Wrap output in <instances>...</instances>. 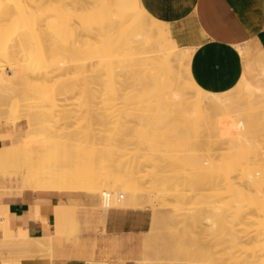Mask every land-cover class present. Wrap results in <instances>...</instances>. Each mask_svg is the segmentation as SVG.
Masks as SVG:
<instances>
[{"label":"rangeland","instance_id":"374dc122","mask_svg":"<svg viewBox=\"0 0 264 264\" xmlns=\"http://www.w3.org/2000/svg\"><path fill=\"white\" fill-rule=\"evenodd\" d=\"M39 2H40V0L39 1L36 0V4L35 5H37L36 11H39V13L40 12L42 13V14H40L42 17L38 14V16H40L39 17L40 18L39 19V22L40 23L37 22L38 23V26L36 25V27H38V29H40V31H36L35 30V25H34L35 23L33 21L32 23H34V24L31 23V27L34 28L33 30H35L36 32L34 31V33H32L28 37V40L31 43V50L34 53V56L36 58V61L34 63H32V64H27L26 65V63L24 61V55H23L24 52L14 53V54H11V55H5V54L1 53V50H0V68H4L5 69L4 70L5 73H7L8 75H13L16 72V70H18L22 74L19 83L16 85V87H11V91L12 92H17L18 94H20L21 97H22V99H28L29 100L28 102H30V104L32 106V111L35 113L34 116H35V121L37 123H38V120H40V121H42L43 119L46 120V122H44L41 125H39L38 128L35 131H33L30 136H28V139H29L28 142L15 143L14 145H11L9 147L0 148V195H1V193H4V194L1 195V196H3L4 200L7 201L10 198H13L14 195L22 194L24 191H27V190H31V191L41 190V189H35V187L41 186L40 179H39V176L38 175H34L30 181L26 180V183L25 184L23 182L24 179H26V176H27V172H26V170H25V168H24V166L22 164V157L24 155H26V153L24 152L25 150L31 149L33 151V149H38L39 148V149L44 150L48 157L51 154H54V157H57V160H56V169H55V177H58L61 180L67 182L69 179L74 178L76 176L80 177V176H83V175H89V176L92 177L91 174L94 171L96 172V174H98L97 172H99L98 171V168L100 166L99 165V162H101L100 160H102V158H104L103 156L105 155V154H102L101 153V152L104 153V150L101 151V148L103 149V145L105 146V144L109 148V149H107L105 151V153L106 152H110L108 154V157L110 158V160H112L115 157L116 158V162L115 163L118 164V165H120V168H124L125 169L129 165L131 167L132 165H140V164L153 165V164L158 163V162H156V158L158 157L157 154L160 153V151L165 150V149H162L161 150V147L164 148V143L167 142V144L165 145L166 146V152L162 151L159 154L160 157H158V161L159 162L165 160V162L163 161L165 163V165H166L165 172L166 171L171 172L174 169H175V171H178V172L181 171V169H182L181 166H178L177 165L178 163H180V158H179L178 150L180 149L179 148L180 146H187L186 147L187 150H188V151H186V152H188L187 154L185 152L186 148L183 149L181 147L183 149V151H184V155H186V156L183 155V158H181V159H185V160H182V161H183L184 164H188L189 166H191L190 169L193 168L192 169L193 171H191L193 173H191V172L188 171L186 174L191 173V175L188 174V176L186 175L185 177H187V179H189V182H193L194 177H195V180L196 181L198 179H201V180L203 179L202 180L203 183L201 182V180H198L197 182H198V184H199V182L202 183L199 186H201L202 187V190H204L206 192H203V194H202V190L198 191V195L197 196H200L202 194L200 197H198V198H200V199H198L199 201L198 200L196 201L195 198H190V200H192L191 203H190L191 206L194 205L193 207H190V208L191 209L193 208L194 210L193 209L191 210L188 207V210L189 211H188V213H186L187 215H182L183 212L182 213L176 212V209H174L175 208L174 205H173L174 206V208H173L172 206H168V205H164V204L160 205L158 202H155V204H153V205L146 204L142 209L137 210V211H142L144 213H147L150 216V229H149V231L151 232V234H152L151 229L153 228L152 227V221L154 220L153 218H155V216H153L155 214V212L153 213V210L155 208L157 209V207H158V210H161V211L158 212V210H157V213L156 214H157V217L158 218H156V220H157L158 223L160 221V223L162 225L161 226L160 223L159 224L157 223V227H156L157 230L155 232V234H157V235H155V236L153 234V236L150 237V234H149L150 232L149 231H148V233L141 235L140 239L138 240L137 247H139V244H140V242H141V240L143 238H144V241H145L146 238H149L150 244L153 246V247L151 246V248L154 251L152 250V254L150 253L151 254L150 255L149 254V251H148L150 247L146 251V248L149 245V243H148V245H145V243H144V258L142 260L141 259H138V260L139 261L141 260L140 262H143L147 258V255H148L149 258L151 257V259H152V257H153L154 259L158 260V261H153L155 264H165V263L166 264L167 263L169 264L170 261L172 262V264H174L175 262L181 263V260H179L180 261L179 262L177 259H175V256H176L177 258L178 257H182V258L184 257L185 259L187 258L186 259V261H187L186 264L191 263V260H192V263H194L196 261L195 263H202V264H205L206 262H207L206 264H235L236 263V261H235L236 259H234V260L231 261V259L229 258V261L227 262L228 257H229V255L231 254V251H232V253H233V255L235 257L238 256V255L240 256V252H241V256L243 255L244 258H245V255L244 254H246L247 256H249L248 258L246 256V259H247L246 261H248L249 263L248 262L247 263H242V262H240L241 260L240 261L237 260V262L239 261V264L240 263L241 264H261V260L259 258L260 257L259 255L261 253L260 252L261 248H259V247H263L264 246V243H263L264 236H263V239H262L263 241L261 240L262 243H260V241H259L258 238H255L256 237V231L260 228V226H262L264 228V226L262 225V223L264 224V178H262V177H264V170H263L264 169V156H263L264 155V151H263L264 150V144H263V141H264V130H262L261 127H260L261 131H263V132H261L260 129L258 128L259 131H260L259 132L258 129H257V127H256L259 123L257 122L258 123L257 124L255 122L256 119H258V118L260 119L259 112H256V115H252V113L255 114L254 111H256V110H254V109H252V110H254L252 113H248V112H251V111L246 112V114H249L248 116H249V118L252 121L249 120V119L246 120V118H244V121H243L244 124L242 123L243 126L241 124L240 129H238L239 131L236 130V132H238L240 136H241V134L243 136V138L242 137L240 138L238 136L240 140L243 139L239 143H241L242 141L244 143L246 141H247V143L250 142V143H248V145H246V143L244 144L242 142L245 146L243 144L242 145L241 144L238 145V143L236 144L239 147L241 146V148L243 146L246 147V149H244V148H242V149H243V151L245 150V152L247 150V152H248L247 156L248 157L246 158V156H245L246 154H245V152L243 153L242 150H241V156L239 155L240 154V151L237 152V153H239L238 154L239 156H237V153L235 154L236 158L238 157V160L240 159V157L241 158H245L246 160H248V158H250L248 161L250 162L251 165L256 166L258 164V166H256L257 167L256 168L257 171H255V168L252 167L251 165H250L251 167L249 165H247V164H249V162L248 163L247 162H244V159L241 161V164H243V162H244V164L247 163L246 164L247 166L241 165L240 164V161H238L239 162V164L237 162L238 165H241V167L242 166L247 167L246 170L247 169H250L251 174L253 175V177L246 178L247 179L246 182L240 183L241 181H245V180H241L240 179V176L238 175V177H239L238 178L237 175H236V176H234V178H232V181L237 177V179L240 182H238V180H237V182L236 181H233V182L231 181L232 182V185H230L229 180L227 178L228 177L227 176L228 175V167L226 166L227 168H224L225 167V165H224L225 161L224 160H223L224 162L223 161H220V164L221 165H222V162H223V166L224 167L222 166V168H224V171H225V169L227 170V171H225V172H227V175H226V173L222 169L221 171H223V174H222V172L219 173V174H222V175H220V177L221 176H223V177H221L220 179L217 178V180H218V182H217V180H216V177H217L216 175L217 174L216 175L213 174V176H216V177H213L212 176L213 178H215L214 181H216V184H215L216 186H215L214 189H212L213 188L212 186L214 185L213 184V182H214L213 181V178H210L209 177L210 179H212L211 181H213V182H211V181L210 182H208V181L204 182L205 181L204 180V175H202L203 177L201 178L200 177L201 173L200 172L198 173V171H201V166L202 167L204 166L202 168V170L205 167H206L205 168L206 170H207V168H209L208 167L209 162L212 163L214 160H216V158H217V155L216 154H218L220 152L219 151V148L220 149L222 148L221 150H222L223 153L227 151L226 150V148H228L227 147V145H228L227 142L229 141L230 137L227 135V133H225L226 132L225 130L222 131L220 129V131H222L223 133L220 132L219 129H217V128L216 129L220 133L217 132V131L214 132L215 130H213L214 129V126H213V123H214L213 121L214 120L213 119L220 118L223 115L222 116H219L221 114L217 115L216 112H215L216 115L212 114L213 117H211L210 113H214V111L213 112L212 111L211 112L208 111L210 113H207L206 112L207 116H205L206 114L204 116H205V118L207 120H205V118H202L203 120L207 121L206 122V125H205V122H202L203 120H201V115L204 114L205 111L202 110L203 111V113H202L201 112V109H200V113H202L200 116L198 115L200 117V119L198 117H195V115L196 114H199V113H197V111L194 113L195 110L189 111V110H192V108H193L192 106L194 105V104L192 105V103H190L192 106L189 105L188 107H192V108H190V109L186 108V109H188L189 113H185L186 114L185 115L184 112L186 111V109L183 108L184 109L183 110L184 112L181 109L182 108L181 105H182V103H184L183 102L184 99H180L179 100V98H175L174 97L175 99H173V97H172V99L174 101H176V99H178L179 101L182 100L181 104H180V102L178 103V101L174 102V104L175 103H178L177 105L178 106L180 105V107H181V108L180 107L178 108V106H176L177 107L176 108L174 106L175 110L178 109V110H176L177 112H174L173 111L176 114V117H174L175 114L172 112L173 109L172 110L170 109L171 106H173V104H171V103H173L172 102V99L169 98V95L171 97V94H168L169 91H170V88L169 87H172V89H174L173 88V85L174 84L173 83L171 84V82L173 80H171V82H169L171 85H169L168 82L166 80H164V79H167L166 76H167V73L171 72L170 70L167 71L166 76L163 74L165 76L163 79H162V77L160 78V80L162 79L164 82H167L165 84H168V86L167 85L165 86V87L168 88V90H166L168 92H166L164 90L168 94L167 96L165 94L163 95L164 92H163V89L162 88L164 86L159 83L160 82V81H158L159 78H156L157 76L156 77L155 76H152L153 79L151 78V76H150V78L148 77L149 80L151 79V81L152 80L154 81L155 80L154 77H155L157 79V82L159 83V86L160 87L163 86L161 88L159 87V92L160 91L163 92V93H160V95L163 98H164V96H165V98L167 97L169 99V101L171 100L170 101V104L167 105V103H166V105H165V102H168V101H164V99L163 100L162 99H159V97L161 98V96L158 97L157 95H155V91H154L155 89L152 87V85L154 86L155 84H157V82L154 81V83H153V81L151 82V81L148 80L147 73H150V72H147L146 73V77L143 80L148 81V83L151 82L150 83V85L152 84L151 85V88L149 89V87H147L149 85H147V86H144V87H146V89L144 87H143V89L141 87H139V88L137 87V89H136L137 91L138 90L139 91L141 90L140 93H141L142 96L145 93H148L149 92V94H146L145 100H143L144 97H142L141 95H139L140 94L139 92L135 91V87L136 86L144 85L147 82L141 81L139 78H137L136 73H134V71H132V69H134L133 67H134V65H136L134 70H136L138 72L140 71L141 74L145 75V71H144L145 69L143 70L141 68V70L140 69L137 70L136 67L138 66V62L137 61L140 60V59L141 60L139 62H142V64L139 63V65L140 64L143 65V62L144 61H143L142 57L144 58V56L146 57V55L140 56L139 54H141V53L138 52L139 53L138 54L136 52L137 49H134L135 50L134 53H137V56L140 57V59H138V57L135 56V57H137V59H136L134 57V55H136V54H133L131 51L129 52V50H128L127 47H123L122 45H120L121 46L120 47L117 44V42H118L117 40L118 39H114V42H112L113 39L111 38V43L114 44V47L116 48V50H115V48L113 47L112 44L109 45L111 47H109L106 44V42H108V44L110 43L109 42L110 40L109 41L108 40L106 41V39H109V38H106V37H108L107 34L109 32H106L105 31L106 30L105 27L103 29L102 26H106V22H107L106 20L107 19H105V17L107 15V13H103L102 14V11H105L106 12L107 10H103L102 9L103 6L101 5L100 2H99L100 3V7H98L99 6V3L98 2L96 3V0H41L42 3H40L38 5ZM27 3H28L27 1L25 3H23L22 6H23L24 9L26 8V5L25 4H27ZM43 3H44V5H43ZM111 4L113 5V3H111ZM96 5H97V8L98 9L96 8ZM41 6H42V8H41ZM108 6L109 7L106 6V8L109 11H111L110 10V9H112L111 5L108 4ZM113 7H115V5H113ZM95 8H96L97 11H95ZM98 10H99V12H98ZM95 12H98V13H95ZM109 13L110 12H108V15H109ZM96 14H97V16H95ZM100 14H102L103 16L100 15ZM88 15H89V17H88ZM92 15L96 17V18L94 17L95 20L93 19V16ZM17 16L18 15H15V16L12 17V20L11 19H9L8 21L7 20H4L2 22L3 24L1 23L2 26L0 25V27H1L0 28L1 29L0 30L1 31V33H0V43L6 41L9 37H12L14 35H20V33L22 32V30L23 31L25 30V29H22V28H24V26L23 25H20L22 23H20L18 25V23L21 22V18L19 16L17 18ZM102 17H103V19H105V21L102 20ZM13 19L14 20H17V23ZM46 19H48L49 21L51 20V22L54 20V22H56V26L54 25L55 26L54 28H53V26H50L52 24L51 23H48L47 22L48 20H46ZM96 19H99V20H96ZM96 21H97L98 24L100 23L101 26L98 25L100 27L99 29H96L95 28L96 31H97L95 33V29H93L92 31L90 29L92 28L91 26H93V28L94 27H97L96 24H95ZM102 21H104V22L102 23ZM93 22H95V23H93ZM47 23H48V27H49L48 28L49 33L48 34H43V33H41L42 26H44L45 24L47 25ZM53 24H55V23H53ZM66 25H68V26H66ZM107 25H108V23H107ZM21 26H22V28H21ZM106 27H108V26H106ZM100 29H101V31H103V30L105 31L104 33H106V37H105L106 39L103 38L105 35H104V33L101 34ZM114 30L119 31V33L117 35L120 34L119 27H118V29H114ZM88 31H90V32H88ZM107 31H108V29H107ZM110 31L111 32L113 31V30H111V27H110ZM101 35H104V36H101ZM95 36H96V38H95ZM103 39H105V42H104ZM105 47H107V48H105ZM40 48H43V50L42 49L40 50ZM120 48H121V50H120ZM107 50H109V51H107ZM116 51H118L117 54L119 56L122 55L121 58L123 57L121 59L118 56L119 57L118 60H122V62L120 61L121 63L118 61V65L119 66L116 64V60L117 59L116 60L113 59V57L116 58V55H117L116 54ZM139 51H141V50H139ZM109 52H110V56H111L112 60L115 62L114 64L117 65V68L115 67V69L117 71L114 70V66H115L114 64H111L110 65V63H111L110 61L111 60H109V62H110L109 64L108 63H105V66H107V64H108L109 65L108 68H110V71L111 72L113 70L114 73H116L118 71H119L118 73H121V72H122V74L125 73L122 76L124 78H126L125 76H127V78L129 76V78H131L132 82L134 80L133 83L135 85L132 84L131 81H130V83L132 85H129L130 83L128 82L127 79H126V81H127L126 83H125V80L124 81H120V80H122V76H120L121 74H119V75L117 73L116 74H112L111 72H110L111 74L106 73V72L103 73L104 70L105 71L106 70L108 71V68L107 67L104 68L105 66L102 67V68H104V70L101 68V66L104 65L103 60L105 59L103 57V54H104L105 57H107L108 56L107 54H109ZM105 53H106V55H105ZM129 53H131V54L129 55ZM100 56L103 57L102 58L103 60L100 59V60H102V64H101V61L99 60ZM129 56L134 57V58L131 59ZM109 58L110 57H108L107 59H109ZM123 59H124V61L126 59V63L123 61ZM133 59H134V61H133ZM135 59L137 61H135ZM149 60H151V58ZM107 61L104 60V62H107ZM113 61H112V63H113ZM129 61L131 63H128ZM191 61L189 63L190 65H187V64L184 63V67L185 68H188V67L191 68ZM135 62H137V64ZM148 62H150V61H148ZM133 63H135V64H133ZM186 63H188V62H186ZM65 64L72 65V66H70V69H69V66H68V68L66 67L67 69L66 68L64 69V67L66 66ZM125 64H126V67H125ZM130 64H131V66H130ZM144 64H145V62H144ZM146 64H148V63L146 62ZM146 64L143 66L144 68H146ZM132 65H133V67H132ZM50 66H51V68H52V66H53V68L54 67L56 68L57 75L55 74L56 78L54 76H53V78H51V79H55L54 81L53 80H49V81H47L45 83L47 85H46V89L44 90L42 88H43V85H45V84H43V82L41 80L42 79L41 78V75H42V71L45 70V69L47 70V68L50 67ZM110 66H112L113 69ZM120 66H122L121 67V70L123 68V71H121L119 69ZM129 66L131 68V71L135 74L136 77L133 76V74H132L131 71H128L126 69ZM152 66L151 67L149 66L151 72L154 69H156V68H154L152 70L151 69ZM186 66H188V67H186ZM63 69L64 70H67L66 71V75L67 76L64 74V70ZM146 69L149 70L148 68H146ZM159 69H160V67H159ZM164 69H166V68H164ZM188 69H186V70H188ZM101 70H102V72H101ZM124 70H127L126 72L127 73L129 72V75L126 72H124ZM174 70H176V68H174ZM183 70H184V68L181 70V72ZM142 71H143V73H142ZM155 71L157 72L156 74L159 73L158 72V68ZM159 71H161V73L158 74V76L159 75L162 76L161 74L163 72H165L166 70H164L163 72H162V70H159ZM138 72H137V74L140 77V75H139ZM181 72H180V74H181ZM187 72L188 71L182 72V73H183V75H185V76L187 75L188 78H190L189 72H188V74H184V73H187ZM70 73H72L71 76H70ZM101 73H103V74H101ZM176 73H172V74H176ZM62 74H63V78H62ZM105 74H108V75L105 76ZM130 74H132V77L133 78L137 79L138 81H141V83L137 81V84L138 85H136L135 79H133ZM153 74H155V73H153ZM191 74H192V72H191ZM58 75H61V76H58ZM109 75H111V76L109 77ZM114 75L117 78H115ZM118 76H120L121 79H119ZM170 76L171 77L174 76L175 77V80H176V76L175 75H170L169 74L168 75V77H169L168 78V81H169V79H171ZM187 76H186V78H187ZM107 77L108 78H112L113 80L115 79L114 82L115 81H119L121 83L115 82V83H111L112 84L111 85V84H109L110 83L109 82L110 80H108ZM141 77L144 78V76H142V75H141ZM177 77H178V75H177ZM180 77L182 78L183 76H180ZM64 79L67 80V81H64V85L67 84L66 87L64 88L63 91H61V90L56 91L57 89H55L56 87H54V86L60 85L61 81H63ZM112 79H111V81L113 82ZM116 79H118V80H116ZM183 79L185 80V77H183ZM183 79H181L180 81H182ZM184 80L182 81L183 83H181L182 85L183 84L185 85ZM189 80L187 82H189V84H191L190 83L191 80L190 81ZM163 81H162V83H163ZM142 82H144V83L142 84ZM173 82H175V81H173ZM57 83H59V84H57ZM127 83H128V85H126ZM122 84L125 85L126 88H128L130 86L129 89L132 92L131 93H128L127 91L129 89H126V88L124 89L125 86L122 87L123 86ZM181 84L179 83L180 86H181ZM116 85L117 86L118 85H122V86H118L119 87V90H120V92L118 91L119 93H121V91H124V92L127 93V95L130 94V96H131V94H133V90H134V94H135V92H137L136 95L133 94V97L136 98L137 95L138 96H137L136 99H141V97H142L141 100H143V103L146 102L144 104L149 103V101L151 100V102H153V103L150 102L151 104L149 103L151 105V108H150V106L148 107L149 104H147V105L144 106V104L142 105V102H140L141 100L139 102L138 101H135L136 99H134L133 97H131V98L129 97L131 99V101H128L129 98H124L125 97L124 95H126V94H124V95L122 93L121 94H118V95L113 94L112 91H113L114 88H111V87H116L117 88ZM109 86H111V87H109ZM187 86L186 87L189 88V85H187ZM121 87L124 90L123 89L121 90L120 89ZM174 87H175V85H174ZM186 87H185V89H186ZM190 87H191V85H190ZM132 88H134V89H132ZM130 90H129V92H130ZM147 90H148V92H147ZM189 90L191 91V93L193 95L197 96V94H194V92H192L193 89L190 88ZM42 91H44V94L45 93L47 94V95L45 94V97L42 96V94H43ZM65 91L68 92V93H66ZM190 91H188V92H190ZM64 92L66 94H68L67 95L68 96L67 102L69 101L68 102L69 105H68V103L66 104V105H68V106H66V111H68V112H65L64 113V114L67 113V115H66L67 117L70 116V118H68V119L64 118L66 116L63 115L62 109H61V111L59 109V107H60V105L62 103H59L58 101L61 100V102H62V99H61L62 97L61 96L60 97H58V96L56 97V94L58 95L59 93H64ZM53 93H54L55 97H54ZM192 94H190V95L192 96ZM195 96H192V98L191 97L190 98L193 100V97H195ZM51 97L53 99H51ZM118 97H120L121 99H119ZM147 97H148V99H147ZM156 97H158V99L160 101L158 99H156ZM186 97H185V99H186ZM197 97L199 98V95ZM149 98H150V100H149ZM190 98H188V100ZM146 99L148 101H146ZM153 99H155V100H153ZM191 99H190V101H191ZM202 99H204V98H202ZM12 100L10 99L9 101H12ZM188 100L185 101V102H188ZM196 100H197V98H196ZM123 101H126V102H123ZM157 101H159V103ZM161 101H162V103H161ZM163 101H164V104H163ZM201 101H203V100H201ZM193 103H195V102H193ZM198 103L200 104L201 102H198ZM112 104H114V107H113ZM159 105H161V106H159ZM163 105H165V106H163ZM200 105H204V104H200ZM200 105H198V109L201 107ZM42 106H46V108H44ZM125 106H126V108H125ZM183 106H184V104H183ZM138 107H140L141 109L140 108L138 109ZM157 107H160V110H162V108H163V110L160 111V110L157 109ZM165 107H167V109H164ZM196 107L197 106H195L194 108L196 109ZM67 108H68V110H67ZM147 108H150L151 110L150 109H147ZM201 108L203 109V107H201ZM204 108H205V105H204ZM144 109H146V110H144ZM168 109H170L171 111L168 110ZM179 109H180V111H179ZM206 109L207 108H205L204 110H206ZM148 111L150 112V114L152 116L150 114L147 115ZM181 111L183 112V114L181 113ZM188 111H186V112H188ZM39 112L40 113L42 112V113L40 114ZM167 112H170L171 115H169V113L167 114ZM179 112L181 113L180 115H179ZM157 113H158V115H157ZM193 113H194V115H193ZM68 114H70V115L68 116ZM208 114H209V117H208ZM257 114H258V116H257ZM44 115H46V116H44ZM168 115L170 117L172 116V118H170ZM183 115H185V116L183 117ZM187 115H188V118H187ZM113 116H114V118H112ZM166 116H168L170 119L168 117H166ZM193 116L195 117V119L198 118L199 121L196 120V122H195V119H193L194 118ZM215 116H218V117L214 118ZM255 116H256V118H255ZM178 117L180 118V120H177ZM163 118H165V120L168 121L169 124ZM183 118H185V121H186V119H188V121L185 122ZM209 118L210 119L213 118V119L210 120ZM223 118H224V116H223ZM172 119H174L173 120L174 122H176V120L178 122H176V124H175L172 121ZM181 119H183L184 122H182ZM200 120H201V122H200ZM260 120H262L263 121V124H264V119L261 118ZM247 121H249V123L250 122L251 123L252 122H255V124H257V125L254 126L255 124L253 123V126H249V125H251V124H249V125H246L247 126L246 127L245 124H248ZM187 122L189 124H187ZM162 123H164V124H162ZM165 123H167L168 126ZM172 123H174V124H172ZM198 123H204V125H205L204 129L203 128L201 129V125L203 127V124H200V127L198 125L196 127V124H198ZM207 123H208V125H211L212 124V126L206 127L207 126ZM178 124H182L183 127H185V129L182 126L178 125ZM160 125H164V128H163V126L161 127ZM169 125H170V127H169ZM261 125H262V123H260V126ZM172 126H175V127L178 126V127L176 129V128L172 127ZM187 126H188L190 132H189ZM181 127L184 130L183 129H179L178 130V128H181ZM253 127H256V128L253 129ZM27 128H28V124L26 123V121H21L17 125H14L13 123H4L3 125H0V135L1 134L2 135H5L4 133L13 132L15 130H17V131L24 130L25 131V130H27ZM186 128L188 130L187 132H186ZM192 128H194V131H191V130H193ZM208 128H210V129H208ZM211 128H212V130H211ZM200 129H201V131H200ZM166 130L168 132L164 134V131H166ZM209 130H211V131H209ZM173 131L176 132V133H174ZM198 131H200V133ZM193 132H195L196 134L193 133ZM197 134H198V136H197ZM225 134L227 135V137H226ZM204 135H206V136H204ZM218 136H220V137H218ZM186 137H188V139L190 137L189 141H190L191 144L189 143V141H186V139H187ZM196 137H197V140L198 141L196 140ZM181 138H183V139H181ZM226 138H227V140L225 141L226 142V145H225L226 148L224 149L223 148L224 146L222 147L221 146V143ZM216 140L217 141L219 140V142L221 141V143H216L217 142ZM137 141H138V143H137ZM162 141H164V143H162ZM256 141H258V142L255 143ZM168 142H170V143H168ZM225 142H223V145H224ZM155 143H160L163 146L162 145L161 146L159 145L158 147H160V148H157V149H159V150H157V149H155V146L157 147L158 144H155ZM182 143H183V145H182ZM251 143L252 144L254 143V144L252 145ZM138 144H140V145H138ZM213 144L215 145V147H213L214 146ZM0 145H1V143H0ZM101 145H102V147H101ZM141 145H147L146 146L147 147V150L144 151L146 153V151L148 152V150H149V153H146V154H148V155H146L147 157L144 156L143 154H141V153H144L143 150L146 149L145 147H144V149H142L141 148ZM149 145L150 146L153 145L154 148L153 147L151 148ZM250 145H252V146H250ZM148 146H149V148H151L153 150L148 149ZM248 146H249V151H248ZM253 146H254L253 150L256 151V152H254L255 153L254 154L255 156L253 155V152L251 151L252 150L251 147H253ZM259 146L260 147L262 146L261 149H260ZM257 147H258V149H257ZM215 148H216V150H215ZM168 149H169V151H167ZM212 149H214V150H212ZM234 150L237 151L238 148H235ZM257 150L259 151V154L260 155H259V157L256 158V161H255V158L254 157H256V153L258 152ZM138 151H140V152L137 153ZM217 151H219V152H217ZM152 152H154V153L156 152L155 153L156 154V157L155 158H153L155 155H152L153 154ZM167 152H168V155L166 154ZM194 152H196V153H194ZM222 152H220V153H222ZM262 152H263V154H262ZM162 153L163 154L165 153L166 155L165 154L163 155ZM34 154H36V152H34ZM224 155H226V154H224ZM232 155H234V154H232ZM196 156L198 157L197 158L198 160L196 159ZM227 156H229V154H227ZM257 156H258V153H257ZM187 157H190V159L187 158ZM201 157H202V159H200ZM152 158L155 161L152 160ZM159 158H161V159H159ZM186 158L188 159V161L189 160L191 161V159H193L194 161H196V160L197 161L196 162L192 161V163H188V162H186V160H187ZM145 159H147V162L145 161ZM257 160L259 161V163L257 162ZM254 161H255V164L256 165L255 164H252V163H254ZM193 163H196L197 166L200 167V168L192 167V166H196V164H193ZM226 164H228V163H226ZM260 167L263 168L262 171H259L261 169ZM127 168H129V167H127ZM238 168L240 169V166ZM144 169H146L147 171H149L151 168L146 166ZM205 169L203 170V172L201 171L202 174L206 173V175L207 174L209 175L208 172H210L211 170H208V172H207ZM236 169H237V167H236ZM100 171H101V166H100ZM204 171H206V172H204ZM95 172H94V174H95ZM211 172H213V171H211ZM239 172H242V171H239ZM258 172L260 173V176L257 178V175L259 174ZM256 173H257V175H256ZM235 174H237V173H235ZM197 175H198V177H197ZM210 175H212V173ZM245 175L247 176V174H245ZM96 176L98 178H100L99 175H96ZM191 176H194L193 177V180L191 179L192 178ZM229 176H231V175H229ZM93 177H95V176H93ZM241 177L243 179V176H241ZM222 178H224L223 179L224 182H223ZM94 179H96V178H94ZM148 179H149V177H148ZM205 179L206 180H209L208 177L205 178ZM195 180H194L193 183H191V184L189 183V185H188V180H186L187 183H185V186L186 187L184 186L185 187L184 189L186 190L187 187L191 186L194 183L196 185V181ZM183 181L185 182L184 179H183ZM220 182H221V184L224 183L222 185L223 186L222 189L224 188V190H225V187L228 186L227 184H229L228 187H230V188L232 186L231 189L228 188L230 190H227L226 189V191H227L226 194L227 195L230 194L231 198L230 197L229 198L227 197L226 198L227 200H225V201H224V198H225L224 196L226 194H224L223 198L218 197L217 196L218 194H216V192L218 190L220 192L221 191H224V190L220 189L221 188ZM234 182H236L235 187L233 186ZM255 182H257V183H255ZM205 183H211L212 185H210V184L207 185ZM144 184L147 185L146 182ZM203 184H205L204 185L205 187L203 186ZM206 185H207V187H206ZM217 185H219V189H218V186ZM248 185H250L251 188ZM105 186L107 188H113V187L116 188V186L114 185L113 181L107 180V179H105ZM192 186L195 187L194 185H192ZM199 186H197V187L199 189H201ZM208 186H210V187H208ZM246 186H248L250 188L249 191L251 193L248 192V190H247L248 187L246 188ZM197 187L195 188L196 191H193L194 189H191L190 187L189 188L193 192L197 193V190H199V189H197ZM190 189L189 190L187 189L186 191H188V192L190 191L191 192ZM206 189H208V191ZM210 189H212V190H210ZM232 189H233V191H232ZM234 189H237V191H235ZM244 189H246L247 191L245 190L246 191L245 192ZM255 189H257V190L255 191ZM209 190L213 194H214V191H215L216 198H219L220 199L219 202L218 201L216 202L217 204L220 203L221 199H222V201H224V202L221 203L222 205L223 204L225 205L223 207H228V209H229L230 207L233 206V203L235 202L236 204L234 203L235 204L234 211H233L234 213L238 212L241 209V207L239 208V206L241 205L240 203H243L242 201H244V200H245L244 202H246V204L251 207V209H249L248 206L245 203L242 204L243 207H244V204L247 207V209L244 207L245 211H244V214L243 215L251 218V219H248L246 217L248 221L251 220L252 222L248 223V221H247V224H246L245 221H243L244 219H246L245 217H244L243 220H241L242 217H243V215L241 214V212H243L241 210H244L243 207H242V209L240 210L239 213H236V216H237V218H239V216L241 215L242 217L240 216L241 219H239V220L240 221H243L246 225L249 224L252 230L249 229V226L245 227V229H244V225L245 224L242 225L243 223H241V222H240L241 225L239 223H237V222H239V220L236 222L237 218L234 215V213L232 214L231 211H230V215L227 214L226 217L224 216L225 212L223 214L220 212V210L222 208H220V210L218 211V213L219 212L221 213V217L222 218L225 217V221L227 219H230L229 222L232 221L230 224H232L233 222H235L237 224V225L235 224L237 226L236 227L237 228V231L236 230L235 231L233 230L236 233L238 232L235 235V239H236V236L237 235H238V238L237 239L242 238V235L244 237L246 235L249 236V232L250 231L252 232V235L254 234L255 237L253 236V239H254L255 244H253L251 246V244L254 243V242H252L253 239L251 241L249 240V242H251V244H250L251 247L249 246L248 240H246L247 242L245 241V243H244L246 245V247H247V245L250 247V250L247 251V253H245V251L248 249V247L247 248L244 247L243 246V242H242V244H240V241L241 240L240 241L237 240V242L239 241V243L235 242V245H234V243H232V239L234 240V237H232V234H234V233L230 234L232 239H231V242L229 244L226 241L227 239L224 238V235L222 237L221 236H218L219 234L220 235L225 234V233H222V231L220 230L221 229V221L222 220L220 221V219H219L220 223L218 221V225L213 226L211 224L213 222V224L215 225L216 222L214 223V221H215V219H217V216H216V218H214L215 215H212V216L210 215V218L214 216L213 217L214 219L212 220L211 224L208 221V218H209L208 216L211 213L210 211L213 209V208L211 209V204L210 203H212V200H214V201L217 200L215 197H213L215 195H211V193L209 192ZM252 190H254V191H252ZM4 191H7V193L9 195L5 194ZM42 191H48V190H42ZM219 191H218V193H220ZM242 191H244V192H242ZM200 192H201V194H200ZM207 192H209L210 194L207 193ZM238 192H240L241 194L238 193ZM72 193L74 195H76V197H78L80 199L79 202H78V209H77V216H78V219H79V225H78V228H77L76 232H74V224L72 225V232L75 235H76V233L79 234L80 229H81L82 226L89 227L90 225H93V223L99 224V225L96 226V227L90 228L88 231L98 230L99 227L102 226V224L104 223L105 217L107 215V214H104L103 211H105V210H123V209H114V208H102V205L101 206L99 205L98 210H93L91 208V206H90V202L88 200L87 193H84V192H72ZM195 193H194V195H196ZM205 193H207L209 196L210 195L212 196L211 198L209 196H207L208 198L212 199L210 203H208L209 201L206 202L207 199H206V197H204L205 198L204 199V203L206 205H204V203H203V196H206L207 195ZM236 193H238V195H236ZM242 193H243V196L246 197V196L249 195V197L248 198H244L243 196H241ZM258 193H260V194H258ZM90 194L96 195L99 199H101V197H102V194L101 193H90ZM256 194H258V196ZM192 195H193V193H191L190 197H194ZM221 195H223V193L220 194L219 196H221ZM197 196H195V197H197ZM232 196H234V197L232 198ZM239 196H241V197H239ZM237 197L239 198V201L237 200ZM243 198H244V200H243ZM229 199L232 200V201H230ZM228 201H230L232 203L230 204ZM247 201H248L249 204L247 203ZM192 202H194L195 204L192 203ZM196 203H197V205L199 203L201 204L200 205V208H199V206L196 205ZM202 203H203L204 207H203ZM216 203H214V204L216 205ZM238 203H239V206H238ZM214 204H213V206L215 207ZM221 204H219V205H221ZM228 204H230L232 206L229 205L230 206L229 207ZM195 205H196V207H195ZM237 206H238L239 210H237L238 209V208H236ZM217 207H218V205H217ZM150 208H152V209L150 210ZM235 208H236V210H235ZM200 209H201V211H199ZM215 209H216V211H214V213L217 212V208H215ZM225 209L223 208L224 211H225ZM248 209L250 210L249 211L250 214H246L247 213L246 210L248 211ZM75 210L76 209L73 210L74 211L73 214H75ZM126 210H129V209H126ZM130 210H133V209H130ZM169 210L170 211L172 210L173 212L171 211V213H170ZM213 210H212V214H213ZM251 210H253V211H251ZM154 211H156V210H154ZM163 213L166 214L165 215V216H167L166 218L163 217L164 216ZM174 213L176 214V216L174 215ZM178 213L181 214V216ZM193 213H195V215L192 218V214ZM7 215H8V207L1 206L0 205V231L3 234L8 235L7 238H6L7 239V246L4 247V248H2L1 245H0V264H21V258L31 257V256H34V255H51L53 253V249H54L55 246L63 247L62 245H60L56 241L57 240L56 239V231H55V235H53L54 237L52 235L50 236L51 238L48 236V237H44L42 239H29L22 232L16 231V230H14V229H12L10 227V224H9V222L7 220ZM200 215H201V217H200ZM231 215L234 216V220H232L233 219V216H231ZM259 215L261 217H259ZM206 216L208 217L207 219L205 218ZM257 216H258V219L256 218ZM82 217L85 218L86 222H84V223L82 222ZM202 218H203L204 221H202ZM235 218H236V220H235ZM259 218H261V219H259ZM177 219L181 223H179V221ZM182 220H183V222H182ZM256 220H257V222H255ZM259 220H261V221H259ZM186 221L188 223L190 222L192 224L193 228L190 227L191 224L187 228V225L188 224L186 223ZM207 222L209 223L210 226L208 225ZM177 223H179V224H177ZM193 223H194V225H193ZM255 223H256V225H254ZM169 224H175L176 227L174 225H171V227H170ZM196 224H197V228H196ZM219 224H220V226H219ZM223 224L225 225L224 220H223ZM227 224H229V223H227ZM203 225H204V228H203ZM206 225H207V228H206ZM257 225L259 227H257ZM172 226L174 228H172ZM198 226H200V227L198 228ZM218 226H219V230L217 229ZM254 227H257V228H255V232H254ZM69 228H70V225H69ZM179 228H181L182 230L179 231ZM209 228H210V231H209ZM214 228L216 229L215 231H214ZM230 228H231V226H230ZM233 228H234V224H233V227L231 228V230ZM236 228H234V229H236ZM201 229H202V232H201ZM226 229L227 228L225 227V230ZM70 230H71V228H70ZM225 230H223V231H225ZM231 230H230V232H233ZM261 230H263V229L261 228ZM197 231H198V233H197ZM227 231L228 230H226V233H229V231L228 232ZM244 231H246V232L248 231V233L246 234ZM259 231H260V229L257 232H259ZM166 232H168V234ZM173 232L175 233V237H174V233ZM59 233L60 232L57 231V234H59ZM63 233H64V236H63ZM63 233H61V235L63 236L64 239H67L68 234L66 233V231H64ZM178 233H179V235H178ZM65 234H66V236H65ZM208 234H209V237H208ZM161 235H164L165 237L162 238ZM227 235L228 234H226V236ZM172 237H173V239H172ZM151 238H153V239H151ZM166 238H167V240H166ZM216 238H219V240H221L220 243H221L222 247H221V245H218V244L215 245L216 241H217V243H219V240L216 239ZM246 238H249V237L246 236ZM179 240L181 242H179ZM199 240H200V242H199ZM213 240H214V243H213L214 245L212 244ZM223 240H224V242H223ZM162 243H165V244H162ZM224 243H225V246H224ZM202 244H203V246H202ZM204 244H205V246H204ZM236 244H237V246H236ZM239 244H240V246H239ZM257 244H258V247H257ZM166 245H168V246H166ZM216 246H217V249H216ZM219 247H220V249H219ZM254 247H255V250H254ZM154 248L156 249V254H154L155 253V249ZM199 248H201L202 251ZM210 248H211V250H210ZM224 248H228V249L231 248V249L230 250H227V249H224ZM181 249H182V251H181ZM160 250H161L162 253L160 252ZM217 250H219V251H217ZM223 250L227 251V253H228V256H225L224 258H222V254H225V251H223ZM242 250H243V252H242ZM9 251H12L13 252V256L14 257H12L10 259H5L6 255L8 254ZM179 251L182 254H180ZM254 251H255L256 254L254 253ZM208 252H210V253H208ZM218 252H219V254H218ZM160 253L161 254H164V255H161ZM176 253H177V255H175ZM236 253H238V255ZM159 254L161 255V258L159 256ZM183 255H185V256H183ZM202 255H204V256H202ZM145 256H146V258H145ZM241 256H240V258H241ZM112 257H117L118 259L123 260L122 258L118 257V255L115 254L111 248H109V249H107V252H106V258H112ZM211 257H212V259H211ZM213 257H214V259H213ZM159 258H160V260H159ZM190 258H192V259H190ZM219 258H222V260L221 261L220 260H217ZM226 258H227V260H225ZM162 259L165 260V261H162ZM205 259H207V260L205 261ZM248 259H252V262H251V260L249 261ZM167 260H169V261H167ZM172 260L173 261L176 260V261L173 262ZM208 260H210V261H208ZM223 260H225V263H224ZM182 261L183 262H186L183 259H182ZM233 261L235 263H232ZM258 261H259V263H258ZM171 262H170V264H171Z\"/></svg>","mask_w":264,"mask_h":264},{"label":"bare ground","instance_id":"6f19581e","mask_svg":"<svg viewBox=\"0 0 264 264\" xmlns=\"http://www.w3.org/2000/svg\"><path fill=\"white\" fill-rule=\"evenodd\" d=\"M28 2L27 4H25L26 5V8L24 9L23 8V3H25V2ZM37 1H39V0H37ZM109 1V2H108ZM101 3V5L103 6V10H107L108 12H110L109 13V15H108V12L106 11H102V14L103 13H107V15H106V17H105V19H107L106 21V26H108V27H106V26H102L103 27V29H104V27H105V31L106 32H109L108 34H107V36L108 37H106V33H104L105 31L103 30V31H101V29H100V31H101V34L102 33H104V35H101V36H104L103 38H109V39H106V41L108 40H110L109 42V44H108V42H106V44L109 46V45H113V47H114V44L113 43H111V38L113 39V41L112 42H114V39H118L117 41V44L120 46V45H122L123 47H127L128 48V50H129V52L131 51L133 54H136V55H134V57L135 56H137V53L138 52H140L141 54H139L140 56H144V55H146V57L144 56V58L142 57V59H143V61L145 62V64H146V62L149 64H146V68H148L149 70H147L146 68H144L143 66L145 65L144 64V62H143V65H141L142 64V62H139L141 59H140V57H138V59H140V60H136L137 59V57H135L136 59H135V61H137L138 62V66L136 67V69L138 70V69H140L141 70V68L145 71V75H143V74H141V72L139 71H136V70H134L135 69V66L136 65H134V67H133V65H132V67L134 68V69H132V71H134V73H136V75H137V78H139L141 81H144V82H147L148 83V81H145V80H143V79H145V77H146V73L147 72H150V73H147V78L149 77L150 78V76H151V78H152V76H157L156 78H159L158 79V81H160L159 83L160 84H162L163 86H161V87H163L162 89H163V92H159V83L157 82V79L154 77V81L155 82H157V84H155L154 86L152 85V87L155 89H153L154 91H155V95H157L158 97L159 96H161L160 95V93H163V95L165 94L166 96L168 95V94H171V97H170V95H169V98H171L172 99V97H173V99H175V98H179V100L180 99H184L183 100V102L184 103H182V108L180 107V105L178 106L177 104L180 102V104H181V102H182V100L181 101H179L178 99H176V101H178V103H175L174 104V102H176V101H174L173 99H172V102L173 103H171V104H173V106H171V110H172V112L174 111V112H177L176 110H178V109H176L175 110V108H174V106L176 107V106H178V108L180 107L181 109H182V111L184 110L183 108H188V109H190V108H194L195 106H197L196 107V109L194 108H192V110H189V111H193V110H195L194 111V113L197 111V113H199V114H196L195 115V117H198L199 119H200V115L203 113V111H205V113L204 114H202L201 115V120H203L202 118H205V116H207V114H206V112L207 113H210L211 111L213 112L214 111V113H210V115H211V117H213V115L212 114H214V115H219V114H221V115H219V116H224V118H223V116L222 117H220V118H216V117H218V116H215L214 118H216V119H213L214 121V123H213V126H214V129L213 130H215L214 132H219L220 131V129L222 130V131H226L225 133H227V135L230 137V139H229V141L227 142L228 143V145H227V147L228 148H226V140H227V138L223 141V142H225L224 143V145H223V142L221 143V141L219 142V140L216 142V143H221V146L225 149L226 148V150L228 151H226V152H222V148L220 149L219 148V151L220 152H222V153H220L219 151H217V152H219L218 154H216L217 155V158H216V160H214L212 163L211 162H209V165H208V167L210 168H207V172H208V170H211V171H213V172H208L209 173V175L207 174L206 175V173H204V174H202V172H203V170H202V168L204 167H202L201 166V171H198V173L200 172L201 173V175H200V177L202 178L203 176L202 175H204V182H206V181H208V182H210L212 179H210V178H213V177H216V180H217V178H221V177H223V176H221L220 177V175H222L223 174V171H224V168H227L228 167V175H227V172H225V171H227L226 169H225V173H226V175L228 176H226L227 178H228V180H229V183H230V185H232V182L233 181H236L237 182V177H238V175L240 176V179L241 180H245V181H239L238 180V182H240V183H243V182H246L247 181V179L246 178H250V177H253V175L251 174V171H250V169H247L246 170V168L247 167H245V166H247V165H251L250 164V162L248 161L250 158H248V160H246L245 158H241L240 157V159L238 160V157L236 158V156H235V154L238 152V151H240V154L239 153H237V156H241V150L243 151V149L242 148H244V149H246V147H244L245 145V143H246V145H248V143H250V142H248L247 143V141L244 143L243 141V143L241 142V143H239L241 140H243V139H239V137L241 138H243V136H242V134H241V136L239 135V133L238 132H236V130H238V129H240V127H241V124L243 123V121H244V118H246V120L247 119H249V120H251L250 118H249V114H246V112H248V111H251V112H248V113H252L254 110H256V111H254L255 112V114H253L252 113V115H256V112H259V116H260V119L262 118V119H264V93H262V92H260V91H258L257 89H255V88H253L250 84H248L244 79H242L241 81H240V83L235 87V88H233L232 90H230V91H226V92H224V93H213V92H208V91H206L205 89H203L196 81H195V79L193 78V76H192V74H191V68L190 67H188V66H186V67H188V68H185L184 67V63L185 64H187V65H190L189 63H190V61L192 60V57H193V53H194V49L193 48H180L178 45H177V43L175 42L176 40H174L172 37H171V35H170V33H169V30H168V28H167V25L166 24H164L163 22H161V21H159L158 19H155L154 17H152L146 10H145V8H144V6H143V4H142V1L141 0H96V3ZM40 3H42L41 2V0H40V2L38 3V5L40 4ZM46 3V2H45ZM100 3H99V6L98 7H100ZM111 3H113V5H115V7H113V5L111 4ZM36 4V0H0V25H1V23L4 21V20H9V19H11L12 20V17L13 16H15V15H18L20 18H21V22H19L18 23V25L20 24V23H22V24H20V25H23L24 26V28H22V26H21V28L22 29H25L24 31L22 30V32L20 33V35H14V36H12V37H9L6 41H4V42H1L0 43V50H1V53H3V54H5V55H11V54H14V53H20V52H24V61H25V63H26V65L27 64H32V63H34L35 61H36V58H35V56H34V53L32 52V50H31V43L29 42V40H28V37L32 34V33H34V31L36 30V31H40V29H38V27H36V25L38 26V23H40L39 22V17L41 16L40 14H42L41 12L39 13V11H36V7H37V5H35ZM108 4H110L111 5V7H112V9H110L111 11H109L107 8H106V6L107 7H109L108 6ZM43 5H44V3H43ZM41 8H42V6H41ZM96 8H97V5H96ZM96 8H95V11H97L96 10ZM98 9V8H97ZM101 9V10H102ZM40 10V9H39ZM100 10V9H99ZM99 10H98V12H99ZM42 11V10H41ZM98 12H95V13H98ZM93 13V12H92ZM94 13V14H95ZM101 13V12H100ZM38 14L40 15V16H38ZM102 14H100V15H102ZM18 16H17V18H18ZM93 16V15H92ZM95 16H97V14L95 15ZM95 16H93V19L95 20ZM103 16V15H102ZM42 17V16H41ZM88 17H89V15H88ZM95 17V18H94ZM108 17V18H107ZM42 19V18H41ZM88 19V18H87ZM105 19H103V17H102V20H104L105 21ZM14 20V19H13ZM46 20H48V19H46ZM53 20V19H52ZM96 20H99V19H96ZM14 21H16V23H17V20H14ZM20 21V20H19ZM34 21V23H32ZM36 21V22H35ZM93 21V20H92ZM104 21H102V23L104 22ZM38 22V23H37ZM48 23H51L52 25H50V26H53V28L56 26V22H54V20L52 21L53 23H55V24H53L52 22H51V20L49 21H47ZM31 23L32 24H34L35 25V30H33L34 28H32L31 27ZM48 23H47V25L45 24L44 26H42V29H41V33H43V34H48L49 33V31H48ZM93 23H95V22H93ZM107 23H108V25H107ZM3 24V23H2ZM88 24V23H87ZM91 24V23H90ZM96 26L98 27H94L93 28V26H91L92 28L90 29L91 31L93 30V29H99L100 27L99 26H101V24L99 23H97V21H96ZM55 25V26H54ZM99 25V26H98ZM110 25V26H109ZM2 26V25H1ZM66 26H68V25H66ZM30 27V28H29ZM101 27V28H102ZM110 27H111V30H113L112 32L110 31ZM118 27H119V29H120V34L119 35H117L118 33H119V31H117V30H114V29H118ZM1 28V27H0ZM32 28V29H31ZM85 28V27H84ZM52 29V28H51ZM96 29H95V33L97 32L96 31ZM107 29H108V31H107ZM1 30V29H0ZM33 30V31H32ZM50 30V29H49ZM35 31V32H36ZM88 32H90V31H88ZM111 32V33H110ZM114 32V33H113ZM117 32V33H116ZM0 33H1V31H0ZM94 33V32H93ZM116 33V34H115ZM111 34V35H110ZM99 36V35H98ZM100 36V37H101ZM95 38H96V36H95ZM105 39H103L104 40V42H105ZM98 40V39H97ZM101 41V40H100ZM98 44V43H97ZM102 46V45H101ZM118 46V47H119ZM109 47H111V46H109ZM108 47V48H109ZM121 47V46H120ZM103 48V47H102ZM105 48H107V47H105ZM115 48V47H114ZM126 48V49H127ZM43 50V48H40V50ZM100 49V48H99ZM118 49V48H117ZM123 49V48H122ZM134 49H137L136 50V52L137 53H134L135 52V50ZM101 50V49H100ZM103 50V49H102ZM105 50V49H104ZM115 50H116V48H115ZM120 50H121V48H120ZM133 50V51H132ZM139 50H141V51H139ZM107 51H109V50H107ZM111 51V50H110ZM124 51V50H123ZM106 52V51H105ZM127 52V51H126ZM107 53V52H106ZM106 53H105V55H106ZM118 53V51H116V54ZM121 53V52H120ZM119 53V54H120ZM143 53V54H142ZM115 54V55H116ZM131 53H129V55H130ZM101 55V54H100ZM108 56L107 57H105L104 56V54H103V57L105 58L104 60L105 61H107V62H104V60L102 59L103 57H101L100 56V58H99V60L100 59H102L103 60V63H104V65L103 66H101V68L102 67H104L105 66V63H110V65L111 64H114L115 62L112 60V58H111V56H110V52H109V54H107ZM124 55V54H123ZM127 55V54H126ZM119 55L117 54L116 55V58H114L113 57V59L114 60H116V64L118 65V61L120 62H122V60H118V58L120 57L121 58V56L122 55H120L119 57H118ZM108 57H110L109 59H107ZM131 59L132 58H134V57H131V56H129ZM123 58V57H122ZM121 58V59H122ZM151 58V60H149ZM146 59V60H145ZM102 60H100L101 61V64H102ZM109 60H111L110 62H109ZM189 60V61H188ZM112 61H113V63H112ZM123 61H124V59H123ZM133 61H134V59H133ZM148 61H150V62H148ZM120 62V63H121ZM125 63H126V59H125V61H124ZM137 62H135L136 64H137ZM186 62H188V63H186ZM119 63V64H120ZM128 63H131L130 61L128 62ZM135 63H133V64H135ZM139 63H141L140 65H139ZM100 64V65H101ZM107 64V66H105L104 68H108V65ZM123 64V63H122ZM151 64V65H150ZM66 65V66H65ZM64 66V69L67 67L68 68V66H69V69H70V66H72V65H67V64H65ZM115 65V64H114ZM117 65H115L114 66V70H116L115 69V67L117 68ZM124 65V64H123ZM129 65V64H128ZM148 65V66H147ZM154 67H153V66ZM113 66V65H112ZM112 66H110V67H112ZM119 66V65H118ZM130 66H131V64H130ZM130 66L128 67V68H126L128 71H131V68H130ZM152 66V70L154 69V68H156V69H154L152 72H151V70H150V67ZM121 67L122 66H120L119 67V69L121 70ZM124 67V66H123ZM125 67H126V64H125ZM159 67H160V69H159ZM66 68V69H67ZM100 68V69H101ZM104 68H102L103 70H104ZM157 68H158V74H160L161 73V71H159V70H162V72L164 71V70H166L165 72H163L161 75L162 76H158V74H156L157 72L155 71V70H157ZM164 68H166V69H164ZM174 68H176V70H174ZM184 68V70L182 71V72H186V71H188L189 72V75H190V78H188V76H187V78H186V76L185 75H183V73L181 72V70ZM63 69V70H64ZM72 69V68H71ZM112 69H113V67H112ZM186 69H188V70H186ZM5 69L4 68H0V125L1 124H4V123H16V124H19V122H21V121H26V123L28 124V128H27V130H20V131H15V132H11V133H6L5 135H1L0 136V143H1V145H0V148H4V147H9V146H11V145H14L15 143H20V142H28L29 141V139H28V136H30L31 135V133L33 132V131H35L37 128H38V126L39 125H41L42 123H44V122H46V120L45 119H43L42 121H40V120H38V123L35 121V113L32 111V106H31V104H30V102H28L29 100L28 99H22V97H21V95L20 94H18L17 92H12L11 91V87H16V85L19 83V81H20V79H21V76H22V74L18 71V70H16V72L13 74V75H8L7 73H5V71H4ZM127 70H124V72H126ZM147 70V71H146ZM171 71L172 73H176V74H172L171 72H169V73H167V71ZM186 70V71H185ZM66 71L67 70H64V74L66 75ZM71 71V70H70ZM117 71V70H116ZM121 71H123V68H122V70ZM131 71V72H132ZM175 71V72H174ZM69 72V71H68ZM101 72H102V70H101ZM109 73V74H121L120 76H122V75H124L125 73H123L122 74V72L121 73H118V72H116V73H114L113 72V70H112V72L110 71V68H108V71L106 70H104L103 71V73ZM111 72V73H110ZM137 72L139 73V75H140V77H141V75L142 76H144V78L143 77H139L138 76V74H137ZM179 72V73H178ZM180 72H181V74H180ZM188 72L187 73H184V74H188ZM103 73H101V74H103ZM127 73V72H126ZM133 72H132V74H133V76L134 77H136L135 76V74H134ZM142 73H143V71H142ZM153 73H155V74H153ZM166 73H167V76H166ZM55 74L57 75V73H56V68L54 67L53 68V66H52V68H51V66L50 67H48L47 68V70L45 69V70H43L42 71V75H41V80H42V82H43V84H45L47 81H49V80H55V79H51V78H53V76L56 78V76H55ZM71 74L72 73H70V76H71ZM128 75H129V72L127 73ZM132 74H130L131 75V77H132ZM153 74V75H152ZM166 76V78L167 79H164V80H166L167 82H168V84L169 85H171L172 83L175 85V87H174V85H173V88L174 89H172V87H169L170 88V91H169V93L167 94L166 92H168V91H166V90H168V88L167 87H165L166 85L168 86V84H165V83H167V82H164L162 79L165 77L164 75ZM175 75L176 76V80H175V77L173 78V77H171L170 76V78L171 79H169V81H168V75ZM64 75V76H65ZM69 75V74H68ZM106 75H108V74H105V76ZM177 75H178V77H177ZM58 76H61V75H58ZM67 76V75H66ZM111 75H109V77H110ZM120 76H118V78L119 79H121L120 78ZM180 76H183V77H185V80L183 79V77L181 78ZM113 77V76H112ZM114 77L115 78H117L115 75H114ZM126 78H124L123 76H122V80H120V81H124L125 80V83L127 82L126 81V79L128 80V82L130 83V81H131V83L132 84H134L133 82H134V80H133V82H132V80H131V78H129V76H128V78H127V76H125ZM162 77V79L160 80V78ZM62 78H63V74H62ZM106 78V77H105ZM108 78V77H107ZM133 78V77H132ZM149 78H148V80H149ZM173 78V79H172ZM179 80H178V79ZM111 79L112 78H108V80H110L109 82V84H111V83H115V82H119V81H115L114 82V80H113V82L111 81ZM133 79H135V78H133ZM153 79V78H152ZM181 79H183L184 80V82H185V85L187 86V85H189V88H187L184 84V86L186 87V89H185V87L181 84V83H183L182 81H180ZM191 81H190V80ZM107 80V81H108ZM116 80H118V79H116ZM147 80V79H146ZM171 80H173V81H177L176 83L175 82H171ZM190 81V83L191 84H189V82H187V81ZM57 81V80H56ZM64 81H67V80H63V81H61V83H60V85H58V86H54V87H56L55 89H57L56 91H59V90H61V91H63L64 90V88L66 87V85H64ZM137 79H135V83H136V85H138L137 84ZM141 81H138V82H140L141 83ZM149 81H151V79L149 80ZM153 81V80H152ZM151 81V82H152ZM154 81H153V83H154ZM162 81H163V83H162ZM60 82V81H59ZM144 82H142V84L144 83ZM151 82H149L148 84L146 83V84H144V85H141V86H136L135 87V91H137L136 89H137V87L139 88V87H141L142 89H143V87L144 86H147V85H149V86H147V87H149V89L151 88V85H150V83ZM169 82H171V84L169 83ZM51 83V82H50ZM119 83H121V82H119ZM118 83V84H119ZM129 84V85H132V84ZM179 83L181 84V86L179 85ZM188 83V84H187ZM57 84H59V83H57ZM56 84V85H57ZM117 84V83H116ZM178 84V85H177ZM46 85L47 84H45V85H43V88L42 89H46ZM112 85V84H111ZM123 85V84H122ZM122 85H118V86H122ZM126 85H128V83L126 84ZM135 85V84H134ZM140 85V84H139ZM190 85H191V87H190ZM114 86V85H113ZM117 86V85H116ZM117 86V88L116 87H111V86H109V87H111V88H114L113 89V94H115V95H118V94H126V95H124L125 97L124 98H131V97H133V94H134V90H133V94H131V96H130V94L129 95H127V93L126 92H124V91H121V93H119L120 92V90H119V87ZM125 85H123L122 87H124ZM58 87V88H57ZM120 88L121 90L123 89V88ZM132 87V86H131ZM160 87V88H161ZM126 88V86L124 87V89ZM130 88V86L128 87V88H126V89H129ZM145 89H146V87H144ZM165 88V89H164ZM167 88V89H166ZM193 89V91L192 92H194V94H197V96L199 95V98L197 97V96H195V95H193L192 93H191V91L189 90V89ZM8 89V90H7ZM123 89V90H124ZM132 89H134V88H132ZM148 89V88H147ZM130 90V89H129ZM129 90L127 91L128 93H131L132 91L130 90V92H129ZM166 92H165V91ZM119 91V92H118ZM141 91V90H140ZM140 91L138 90L137 92H139L140 93ZM152 91V90H151ZM188 91H190V92H188ZM66 92V91H65ZM59 93L58 95L56 94V97L58 96V97H62L61 99H62V102H61V100L60 101H58L59 103H62L61 105H60V107H59V109H60V111H61V109H62V112H63V115L64 116H66L67 115V113L66 114H64L65 112H68V111H66V106H68L69 105V101L67 102V100H68V94H66V93H68V92H66V93ZM137 92H135V94L134 95H136L137 94ZM146 92V91H145ZM147 92H148V90H147ZM42 96H44L45 97V94H44V91H42ZM106 93V92H105ZM152 93V92H151ZM146 94H149V92L148 93H145L143 96L141 95V93L139 94V95H141L142 97H144L143 98V100H145V96H146ZM187 94V95H186ZM190 94H192V96H195V97H193V100L191 99L192 98V96L190 95ZM47 95V94H46ZM51 95V94H50ZM53 95H54V93H53ZM105 95V94H104ZM122 95V96H123ZM154 95V96H155ZM173 95V96H172ZM52 96V95H51ZM107 96V95H106ZM109 96V95H108ZM138 96V95H137ZM137 96H136V98H137ZM149 96V95H148ZM152 96V95H151ZM187 96V97H186ZM53 97V96H52ZM51 97V99H53L54 97H55V95H54V97L52 98ZM116 97V96H115ZM142 97H141V99H142ZM153 97V96H152ZM158 97H156V99H158ZM175 97V98H174ZM182 97V98H181ZM185 97H186V99H185ZM191 97V98H190ZM47 98V97H46ZM70 98V97H69ZM119 99H121L120 97H118ZM123 98V97H122ZM129 98V100L128 101H131V99ZM134 99H136L135 97H133ZM188 98H190L191 99V101H190V99L188 100ZM196 98H197V100H196ZM201 98V99H200ZM202 98H204V99H202ZM12 100V101H9V100ZM141 99H136L135 101H140ZM147 99H148V97H147ZM146 99V101H148ZM152 99V98H151ZM159 99H164V101H168V102H165V105H166V103H167V105L168 104H170V101H169V99L166 97L165 98V96H164V98L161 96V98L159 97ZM158 99V100H159ZM112 100V99H111ZM143 100H141L140 102H142V105L144 104V103H146V102H144L143 103ZM149 100H150V98H149ZM153 100H155V99H153ZM152 100V101H153ZM188 100V102H185V101H187ZM196 100V101H195ZM200 100V101H199ZM201 100H203V101H201ZM160 101V100H159ZM159 101H157L158 103H159ZM164 101H163V104H164ZM195 102V103H193V102ZM123 102H126V101H123ZM151 102V100L149 101V103ZM155 102V101H154ZM198 102H201L200 104H204L205 105V108H207L206 110H204L205 108H204V105H200ZM68 103V105H66ZM149 103H147V104H149ZM151 103H153V102H151ZM150 103V104H151ZM161 103H162V101H161ZM187 103V104H186ZM190 103H192V105L190 104ZM72 104V103H71ZM116 104V103H115ZM124 104V103H123ZM147 104H144V106L145 105H147ZM148 105V107L150 106V108H151V105ZM183 104H184V106H183ZM186 104V105H185ZM59 105V104H58ZM113 105V107H114V104H112ZM122 105V104H121ZM127 105V104H126ZM158 105V104H157ZM165 105H163V106H165ZM192 106V107H188V106ZM198 105H200L201 107H203V109L200 107L199 109H198ZM141 106V105H140ZM159 106H161V105H159ZM169 106V107H170ZM42 107H44V108H46V106H42ZM123 107V106H122ZM128 107V106H127ZM132 107V106H131ZM142 107V106H141ZM125 108H126V106H125ZM137 108V107H136ZM140 107H138V109H139ZM150 108H147V109H150ZM156 108V107H155ZM162 108V107H161ZM177 108V107H176ZM141 109V108H140ZM157 109L158 110H160V107H157ZM164 109H167V107H165ZM170 109H168V110H170ZM188 109H186V111H188ZM198 109V110H197ZM200 109H201V112L202 113H200ZM252 109H254V110H252ZM41 110V109H40ZM67 110H68V108H67ZM124 110V109H123ZM144 110H146V109H144ZM151 110V109H150ZM157 110V111H158ZM162 110H163V108H162ZM162 110H160V111H162ZM170 110V111H171ZM203 110V111H202ZM218 110V111H217ZM133 111V110H132ZM135 111V110H134ZM139 111V110H138ZM179 111H180V109H179ZM181 111V113L183 114V112ZM184 112V114L185 113H189V111L188 112ZM208 111H210V112H208ZM70 112V111H69ZM173 112V113H174ZM215 112H216V114H215ZM218 112V113H217ZM40 113V112H39ZM42 113V112H41ZM40 113V114H41ZM44 113V112H43ZM160 113V112H159ZM169 113V115H171V113L170 112H167V114ZM172 113V114H173ZM180 112H179V115L181 114ZM194 113H193V115H194ZM46 114V113H45ZM62 114V113H61ZM150 114V112L148 111V113H147V115H149ZM162 114V113H161ZM175 114V113H174ZM206 114V115H205ZM47 115V114H46ZM46 115H44V116H46ZM70 114H68V116H69ZM151 115V114H150ZM157 115H158V113H157ZM160 115V114H159ZM166 115V114H165ZM164 115V116H165ZM168 115V116H169ZM186 115V114H185ZM185 115H183V117L185 116ZM192 115V114H191ZM199 115V116H198ZM205 115V116H204ZM152 116V115H151ZM168 116H166V117H168ZM178 116V115H177ZM190 116V115H189ZM203 116V117H202ZM257 116H258V114H257ZM149 117V116H148ZM170 117V116H169ZM168 117V118H169ZM174 117H176V114L174 115ZM194 117V116H193ZM195 117L193 118V119H195ZM208 117H209V114H208ZM64 118H66V119H68V118H70V116L69 117H64ZM112 118H114V116L112 117ZM152 118V117H151ZM170 118H172V116L170 117ZM169 118V119H170ZM187 118H188V115H187ZM198 118H196L195 119V122H196V120H198ZM254 118V117H253ZM252 118V119H253ZM255 118H256V116H255ZM254 118V119H255ZM164 120H165V118H163ZM184 119V121H185V118H183ZM183 119H181V121L182 122H184L183 121ZM192 119V120H193ZM210 119V118H209ZM212 119H210V120H212ZM253 119V120H254ZM259 119V118H258ZM258 119H256L255 120V122L259 125H257V124H255V122H250L249 123V121H247L248 122V124H245V126L246 125H249V124H251V125H249V126H253V123L255 124L254 126H256L257 127V129L259 128L260 129V127H261V129L262 130H264L263 128H264V124H263V121L262 120H258ZM154 120V119H153ZM174 119H172V121H173ZM176 120V119H175ZM177 120H180V118L178 117V119ZM176 120V122H178ZM190 120V119H189ZM191 120V121H192ZM201 120H200V122H201ZM205 120H207L206 118H205ZM205 120H203L202 122H205V125H206V122L207 121H205ZM155 121V120H154ZM166 121V120H165ZM164 121V122H165ZM170 121V120H169ZM186 121H188V119H186ZM185 121V122H186ZM199 121V120H198ZM252 121V120H251ZM167 123H168V121H166ZM174 122V121H173ZM176 122H174L175 124H176ZM181 122V123H182ZM209 122V121H208ZM167 123H165V124H167ZM174 123H172V124H174ZM246 123V122H245ZM260 123H262V125L260 126ZM151 124V123H150ZM162 124H164V123H162ZM169 124V123H168ZM168 124H167V126H168ZM187 124H189L188 122H187ZM186 124V125H187ZM200 124H203V127H202V125H201V129L203 128L204 129V127H205V125H204V123H198V124H196V127H197V125L200 127ZM244 124V123H243ZM243 124H242V126H243ZM152 125V124H151ZM178 125H180V126H182L183 127V125L182 124H178ZM161 127L163 126V128H164V125H160ZM159 126V127H160ZM185 126V125H184ZM194 126V125H193ZM210 127V126H212V124L211 125H208V123H207V126L206 127ZM158 127V128H159ZM169 127H170V125H169ZM168 127V128H169ZM172 127H174V128H176L177 129V127H175V126H172ZM178 128V130L179 129H185V127H183V128ZM192 127V126H191ZM195 127V128H196ZM247 127V126H246ZM256 127H253V129L254 128H256ZM263 127V128H262ZM187 128H188V126H187ZM187 128H186V132L189 130V128H188V130H187ZM219 129V131L217 130V129ZM252 128V127H251ZM151 129V128H150ZM166 129V128H165ZM164 129V130H165ZM183 129V130H184ZM193 130H191V131H194V128H192ZM201 129H200V131H201ZM208 129H210V128H208ZM245 129V128H244ZM259 129H258V131H259ZM261 129H260V131H261ZM163 130V129H162ZM161 130V131H162ZM169 130V129H168ZM206 130V129H205ZM211 130H212V128H211ZM211 130H209V131H211ZM196 131V130H195ZM200 131H198L199 133H200ZM222 131H220V132H222ZM239 131V130H238ZM247 131V130H246ZM256 131V130H255ZM254 131V132H255ZM259 131V132H260ZM168 131L166 130V131H164V134L165 133H167ZM174 132V131H173ZM189 132H190V130H189ZM188 132V133H189ZM219 132V133H220ZM261 132H263V131H261ZM171 133V132H170ZM174 133H176V132H174ZM187 133V134H188ZM193 133H195V132H193ZM223 133V132H222ZM251 133V132H250ZM196 134V133H195ZM212 134V133H211ZM210 134V135H211ZM214 134V133H213ZM256 134V133H255ZM215 135V134H214ZM220 135V134H219ZM226 135V134H225ZM227 135H226V137H227ZM262 135V134H261ZM197 136H198V134H197ZM204 136H206V135H204ZM239 136V137H238ZM218 137H220V136H218ZM187 139H188V137H186ZM192 138V137H191ZM195 138V137H194ZM201 138V137H200ZM225 138V137H224ZM248 138V137H247ZM262 138V137H261ZM180 139V138H179ZM181 139H183V138H181ZM186 139V141H189V139H190V137H189V139L187 140ZM203 139V138H202ZM218 139V138H217ZM222 139V138H221ZM220 139V140H221ZM258 139V138H257ZM196 140H197V137H196ZM168 141V140H167ZM182 141V140H181ZM198 141V140H197ZM205 141V140H204ZM166 142V141H165ZM192 142V141H191ZM258 141H256L255 143H257ZM134 143V142H133ZM137 143H138V141H137ZM162 143H164V141H162ZM168 143H170V142H168ZM187 143V142H186ZM189 143H190V141H189ZM211 143V142H210ZM238 143V145H244L242 148H241V146L239 147L238 145H236ZM141 144V143H140ZM140 144H138V145H140ZM155 144H158L157 145V147L155 146V149H157V148H160V147H158L159 145L161 146L162 144H160V143H155ZM167 144V142L166 143H164V148H162L161 147V150L162 149H165V150H162V151H164V152H166V145ZM191 144V143H190ZM189 144V145H190ZM252 144V143H251ZM254 144V143H253ZM252 144V145H253ZM260 144V143H259ZM263 144H264V141H263ZM103 145V144H102ZM102 145H101V147H102ZM182 145H183V143H182ZM214 145V144H213ZM212 145V146H213ZM219 145V144H218ZM252 145H250V146H252ZM257 145V144H256ZM261 145V144H260ZM147 145H141V148L142 149H144V147L146 148V149H144L143 150V152L145 151V150H147V147H146ZM150 146V145H149ZM149 146H148V149H151L152 147H153V145L152 146H150L151 148H149ZM163 146V145H162ZM217 146V145H216ZM237 146V147H236ZM258 146V145H257ZM139 147V146H138ZM137 147V148H138ZM168 147V146H167ZM185 149L187 146H180L179 148V150H178V153H179V158H180V163H178L177 165L178 166H181V171L180 172H178V171H175V169L173 170V171H171V172H168V171H166L165 172V168H166V165H165V160H163V161H158V157H160L159 156V154L162 152V151H160V153H158L157 155H158V157L156 158V162H158V163H156V164H153V165H146V164H140V165H132L131 167H130V165L129 166H127V167H129V168H120V165H118V164H116L115 162H116V158L114 157H112L113 159L112 160H110V158L108 157V154L110 153V152H106L105 153V151L107 150V149H109L108 148V146H106V144H105V146L103 145V149L101 148V151L102 150H104V153L103 152H101L102 154H105L103 157L104 158H102V160H100L101 162H99V165L101 166V171H100V166H99V168H98V171L99 172H97L98 174H96V172H95V174H94V172L91 174L92 175V177L91 176H89V175H83V176H80V177H78V176H76V177H74V178H71V179H69L67 182L66 181H63V180H61L60 178H58V177H55V169H56V160H57V157H54V154H51L49 157L47 156V154L45 153V151L44 150H42V149H33V151L31 150V149H29V150H25L24 152L26 153V155H24L23 157H22V164H23V166H24V168H25V170H26V172H27V176H26V179H24V184L26 183V180H28V181H30L31 179H32V177L34 176V175H38L39 176V179H40V184H41V186H39V187H35V189H41V190H48V191H53V192H57V193H62V194H73L72 192H84V193H101L102 194V197H101V205H102V208H114V209H123V210H126V209H133V210H139V209H142L146 204H151V205H153V204H155V202H158L160 205H162V204H164V205H168V206H172L173 208H174V206H175V208L174 209H176V212H179V213H182V215H187L186 213H188V207L190 208V207H193L194 205H192L191 206V201L192 200H190V198H195V200L197 201L198 199H200V198H198V197H200L202 194H203V192H206V191H204V190H202V187L201 186H199L200 184H202L203 183V179L201 180V179H198V180H201V182H199V184H198V180L196 181L195 180V177L194 176H191L192 178V180H193V177H194V180L196 181V185L197 186H199L201 189H199L196 185H195V183L194 184H192V185H194L195 187H193L192 185V187L191 186H189L191 189H194L193 191H196L195 190V188L197 187V189H199V190H197V193H195V192H193L189 187H187L186 188V190L188 189H190L191 190V192L189 193L188 191H186L184 188L186 187L185 186V183H187V181L186 180H188V185H189V183L191 184V183H193L194 182V180H193V182H189V179H187V177H185L186 175L188 176V174L189 175H191V173H193V172H191V171H193L192 169H190V167L191 166H189L188 164H184L183 163V161L182 160H185V159H181V158H183V155H184V151H183V149ZM191 147V146H190ZM213 147H215V145L213 146ZM220 147V146H219ZM260 147V146H259ZM262 147V146H261ZM261 147H260V149H261ZM154 148V147H153ZM169 148V147H168ZM235 148H238V150L236 151V150H234ZM252 148V152H253V155L255 154L254 152H256V151H254L253 150V148H254V146L253 147H251ZM189 149V148H188ZM191 149V148H190ZM240 149V150H239ZM257 149H258V147H257ZM151 150H153V149H151ZM150 150V151H151ZM157 150H159V149H157ZM212 150H214V149H212ZM215 150H216V148H215ZM232 150V151H231ZM115 151V150H114ZM141 151V150H140ZM140 151H138L137 153H139ZM155 151V150H154ZM167 151H169V149L167 150ZM186 151H188L187 150V148H186V150H185V152ZM224 151V150H223ZM231 151V152H230ZM248 151H249V146H248ZM258 151V150H257ZM261 151V150H260ZM264 151V150H263ZM31 152V153H30ZM33 152V153H32ZM34 152H36V154H34ZM142 152V151H141ZM157 152V151H156ZM155 152V153H156ZM216 152V151H215ZM214 152V153H215ZM245 152V150L243 151V153ZM246 152H247V150H246ZM245 152V156H246V158L248 157L247 156V154H248V152L246 153ZM145 153V152H144ZM144 153H141V154H143L144 156H146V155H148V154H146V153H149V150H148V152L146 151V153L144 154ZM153 153V154H152ZM151 154L152 155H155L153 158H155L156 157V154L154 153V152H152ZM188 152H186V154H187ZM194 153H196V152H194ZM257 153H258V156H257ZM256 153V157H254L255 158V161H256V158L257 157H259V151ZM163 154V153H162ZM161 154V155H162ZM165 154V153H164ZM163 154V155H164ZM167 155H168V152L166 153ZM165 154V155H166ZM191 154V153H190ZM224 154H226V155H224ZM227 154H229V156H227ZM232 154H234V155H232ZM239 154V155H238ZM262 154H263V152H262ZM189 155V154H188ZM195 155V154H194ZM193 155V156H194ZM197 155V154H196ZM199 155V154H198ZM250 155V154H249ZM42 156V157H41ZM184 156H186V155H184ZM215 156V155H214ZM235 156V157H234ZM243 156V155H242ZM255 156V155H254ZM264 156V155H263ZM147 157V156H146ZM145 157V158H146ZM152 157V156H151ZM162 157V156H161ZM164 157V156H163ZM152 158V160H154ZM185 158V157H184ZM187 158H189L190 159V157H187ZM186 158V159H187ZM193 158V157H192ZM198 157L196 156V159H197ZM227 158V159H226ZM149 159V158H148ZM159 159H161V158H159ZM164 159V158H163ZM195 159V158H194ZM200 159H202V157L200 158ZM209 159V158H208ZM244 159V162H249V164H247V163H245L244 164V162H243V164H241V161ZM198 160V159H197ZM196 160V161H197ZM204 160V159H203ZM210 160V159H209ZM225 161V163H224V165H225V167L223 166V162ZM228 160V161H227ZM246 160V161H245ZM254 160V159H253ZM145 161L147 162V159H145ZM155 161V160H154ZM182 161V162H181ZM192 161H194L193 159H191V161L189 160L188 161V159L186 160V162H188V163H192ZM196 161H194V162H196ZM219 161V162H218ZM220 161H223L222 162V165L220 164ZM238 161H240V164L241 165H245V166H242L241 167V165H238L239 164V162ZM255 161H254V163H252V164H255ZM207 162V161H206ZM205 162V163H206ZM237 162H238V164H237ZM253 162V161H252ZM257 162L259 163V161L257 160ZM102 163V164H101ZM200 163V162H199ZM198 163V164H199ZM208 163V162H207ZM226 163H228V164H226ZM193 164H196V163H193ZM247 164V165H246ZM204 165V164H203ZM256 165V164H255ZM260 165V164H259ZM150 167L151 169L149 170V171H147L146 169H144L145 167ZM196 166H197V164H196ZM196 166H192V167H195V168H200V167H196ZM222 166L224 167V168H222ZM227 166V167H226ZM240 166V169L238 168ZM252 167H254L255 168V171H257L256 170V166H258V164L256 165V166H253V165H251ZM250 166V167H251ZM236 167H237V169H236ZM249 167V168H250ZM261 169L259 170V171H262V167H260ZM223 169V171H221ZM253 169V168H252ZM259 169V168H258ZM195 170V169H194ZM249 170V171H248ZM264 170V169H263ZM191 172V173H188V174H186L187 172ZM206 171H204V172H206ZM220 171V172H219ZM239 171H242V172H239ZM245 171V172H244ZM249 173H248V172ZM196 172V171H195ZM194 172V173H195ZM222 172V174H219V173H221ZM244 172V173H243ZM253 172V171H252ZM100 173V174H99ZM212 173V175H210ZM224 173V174H225ZM235 173H237V174H235ZM239 173V174H238ZM259 173V172H258ZM213 174L214 175H216V176H213ZM245 174H247V176L245 175ZM254 174V173H253ZM96 175H99L100 176V178H98ZM196 175V174H195ZM199 175V174H198ZM198 175H197V177H198ZM229 175H231V176H229ZM237 175V177L232 181V178H234V176H236ZM256 175H257V173H256ZM263 175V174H262ZM90 178H89V177ZM93 176H95V177H93ZM213 176V177H212ZM224 176V177H225ZM241 176H243V179H242V177ZM260 176V173L257 175V178ZM148 177H149V179H148ZM151 177V178H150ZM208 177V179L209 180H206L205 178H207ZM210 177V178H209ZM225 177V178H226ZM94 178H96V179H94ZM186 178V179H185ZM239 178V177H238ZM262 178H264V177H262ZM105 179H107V180H111V181H113V183H114V185L116 186V188H107L106 186H105ZM183 179L185 180V182L183 181ZM190 179V180H191ZM224 178H222V180H223ZM215 180V178H213V181ZM227 180V179H226ZM213 181H211V182H213ZM232 181V182H231ZM146 182V184L147 185H145L144 183ZM184 182V183H183ZM217 182H218V180H217ZM223 182H224V180H223ZM222 182V183H223ZM236 182H234V184H233V186L235 187V184H236ZM255 183H257V182H255ZM205 184H210V185H212L211 183H205ZM205 184H203V186L205 185ZM213 188L212 189H214L215 188V184H216V181H214L213 182ZM219 184V183H218ZM220 184H221V182H220ZM219 184V185H220ZM224 184V183H223ZM223 184H221V188L220 189H222V185ZM250 184V183H249ZM187 185V186H188ZM207 185H206V187H207ZM219 185H217L218 186V189H219ZM228 186H229V184H227ZM257 185V184H256ZM255 185V186H256ZM185 186V187H184ZM228 186H226L225 187V190H224V188L222 189V190H224V191H221L222 193H223V195H221V196H219L220 194H222L219 190V192L220 193H218V191L216 192V194H218L217 196L218 197H220V198H223V196H224V194H226V189L227 190H230L231 188H232V186H231V188L230 187H228ZM249 187H250V185H248ZM248 186H246V188L248 187ZM254 186V185H253ZM205 187V186H204ZM208 187H210V186H208ZM247 188V190H248V192H250L249 191V189L251 188ZM228 188H230V189H228ZM259 188V187H258ZM212 189H210V190H212ZM200 190H202V194H201V192H200V196H197L198 195V191H200ZM207 191H208V189H206ZM209 190V192L211 193V195H215V196H213V197H215L216 198V194H215V191H214V194L211 192ZM217 190V189H216ZM235 191H237V189H234ZM246 189H244V191H245ZM246 190V191H247ZM257 189H255V191H256ZM232 191H233V189H232ZM244 191H242V192H244ZM245 191V192H246ZM252 191H254V190H252ZM2 192V191H1ZM5 192V194H7V195H9L8 193H7V191H4ZM191 195V193H193V195L192 196H194V197H190V195L188 194V193ZM209 192H207V193H209ZM225 192V193H224ZM11 193V192H10ZM194 193L196 194V195H194ZM207 193H205V194H207ZM209 193V194H210ZM229 193V192H228ZM238 193H240V192H238ZM238 193H236V195H238ZM251 193V192H250ZM253 193V192H252ZM2 194H4V193H1V195ZM204 194V195H205ZM235 194V193H234ZM233 194V195H234ZM241 194V193H240ZM249 194V193H248ZM258 194H260V193H258ZM258 194H256L257 196H258ZM0 195V196H1ZM209 196L208 194L206 195V196H203V203H204V197H206V202H208V203H210L211 202V200L212 199H210L212 196ZM227 195V194H226ZM224 196L225 198H224V201L225 200H227L226 198L228 197H230L231 198V196H230V194H228L227 196ZM247 195V194H246ZM195 196H197V197H195ZM207 196H209L210 198H208ZM241 196H243V193H242V195ZM241 196H239V197H241ZM234 196H232V198H233ZM244 198H248L249 197V195L248 196H243ZM202 198V197H201ZM214 198V199H215ZM244 198H243V200H244ZM209 199V200H208ZM217 200H212V203H210L211 204V209L213 210V214H212V210L210 211L211 213L209 214V218L206 216L205 218L207 219L208 218V221L210 222V224H211V222H212V220L214 219V218H216V216H217V219H215V221H214V223H215V225L213 224V222H212V224L211 225H213V226H216V225H218V221H219V219H220V221H221V231H222V233H225V234H222V235H218V236H223L224 235V238H226L227 240V242H228V244L231 242V235L230 234H232V233H234V234H232V237H234V240L232 239V243H234V245H235V242H237V240H241L240 241V244H242V242H243V246L244 247H246V245L244 244L245 243V241L246 240H248V243H249V246H250V244H251V242H249V240L251 241L252 239H253V236H254V234L252 235V232L250 233L249 232V236L248 235H246L247 237H249V238H246V236L244 237L243 235H242V238H239V239H237L238 238V235L236 236V239H235V235L238 233H236V232H234L235 230L237 231V224L235 223V222H233L232 224H230L232 221H230L229 222V220L230 219H227L226 221H225V217H226V215L227 214H229L230 215V211L232 212V214L234 213L233 211H234V206H235V204L233 203V206L232 205H230L232 202H230V201H232V200H230V201H228L230 204H228V206L230 205V206H232V207H230L229 209H228V207H223V206H225L224 204L222 205L221 203L222 202H224V201H222V199H221V201H220V203L219 204H221V205H219V204H217L216 202L218 201L219 202V198H216ZM234 200V199H233ZM237 200L239 201V198L237 197ZM248 200V199H247ZM256 200V199H255ZM190 201V202H189ZM194 201V200H193ZM199 201V200H198ZM245 201V200H244ZM244 201H242L243 203H245L246 204V202H244ZM202 202V201H201ZM157 203V204H158ZM192 203H194V202H192ZM203 203H202V205H203ZM214 203H216V205L214 204ZM227 203V202H226ZM225 203V204H226ZM243 203H240L241 205L239 206V203H238V206H239V208L241 207V209H242V204ZM247 203H248V201H247ZM66 204V203H65ZM195 204V203H194ZM213 204L215 205V207L213 206ZM245 204H244V207L247 209V207L245 206ZM249 204V203H248ZM174 205V206H173ZM190 205V206H189ZM196 205H197V203H196ZM196 205H195V207H196ZM200 203L197 205V206H199V208H200ZM204 205H206L205 203H204ZM204 205H203V207H204ZM217 205H218V207H217ZM247 205V204H246ZM210 206V205H209ZM221 206V207H220ZM227 206V205H226ZM238 206L236 207V208H238ZM248 206V208L249 209H251V207L249 206V205H247ZM207 207V206H206ZM205 207V208H206ZM244 207H243V209H244ZM172 208V209H173ZM215 208H217V212L216 213H214V211H216V209ZM220 208H222L221 210L223 211H221L220 210ZM223 208L225 209V211L223 210ZM233 208V209H232ZM236 208H235V210H236ZM239 208L237 209V210H239ZM75 209V208H74ZM72 207H68V206H58V207H56L55 208V216H54V219H53V221H54V225H55V231H56V241L60 244V245H62V246H65V245H67L69 242H71L77 235H75V234H73V232H72V225L74 224V210ZM152 208H150V210H151ZM191 209V208H190ZM193 209V208H192ZM191 209V210H192ZM196 209V208H195ZM207 209V208H206ZM205 209V210H206ZM240 209V210H241ZM248 209V211L246 210V214H250L249 213V210ZM154 210H156V211H154ZM153 210V213L155 212V214L157 213V210H158V207H157V209L155 208ZM190 210V211H191ZM194 210V209H193ZM197 210V209H196ZM220 210V212L223 214L224 212H225V214H224V218H222L221 217V213L219 212L218 213V211ZM240 210L238 211V212H236V213H239L240 212ZM254 210V209H253ZM253 210H251V211H253ZM159 211H161V210H158V212ZM170 211V210H169ZM172 211V210H171ZM171 211H170V213H171ZM199 211H201V209L199 210ZM241 211H243V212H241V214L243 215L244 214V211H245V209L244 210H241ZM173 212V211H172ZM175 212V213H176ZM198 212V211H197ZM196 212V213H197ZM227 212V213H226ZM174 213V215L176 216V214ZM178 213V214H179ZM208 213V212H207ZM220 215H218V214ZM236 213H234V215L236 216ZM153 215V216H155V218H153L154 220V222L152 221V229H151V231H152V234H151V232L149 233L150 234V237L151 236H153V234H154V236L155 235H157V234H155V232H156V227H157V220H156V218H158L157 217V214L156 215ZM159 214V213H158ZM164 214V213H163ZM173 214V213H172ZM191 214V213H190ZM166 214H164V216L163 217H167V216H165ZM169 215V214H168ZM180 216H181V214H179ZM195 215V213H193L192 214V218H193V216ZM202 215V214H201ZM201 215H200V217H201ZM210 215L212 216V215H215V217L213 218V217H211L210 218ZM197 216V215H196ZM199 216V215H198ZM231 216H233V215H231ZM241 216V215H240ZM240 216H239V218H237V216H236V218H237V220H236V218H235V220H236V222L239 220V219H241L240 218ZM172 217V216H171ZM179 217V216H178ZM242 217V216H241ZM244 217L246 218L247 216H244L243 215V217H242V219L241 220H243L244 219ZM259 217H261L260 215H259ZM204 218V219H205ZM248 219H251V218H249V217H247ZM247 218L246 219H244L243 221H245V223L247 224ZM257 219H258V216L256 217ZM171 219V218H170ZM176 219V218H175ZM174 219V220H175ZM186 219V218H185ZM211 219V220H210ZM259 219H261V218H259ZM162 220V219H161ZM165 220V219H164ZM178 220V219H177ZM223 220H224V222H225V225L223 224ZM232 220H234V216H233V219ZM255 220V219H254ZM172 221V220H171ZM170 221V222H171ZM179 221V220H178ZM202 221H204L203 220V218H202ZM220 221H219V223H220ZM243 221H240L239 220V222H237V223H239L240 224V222L241 223H243L242 225H244L245 223L243 222ZM259 221H261V220H259ZM166 222V221H165ZM182 222H183V220H182ZM195 222V221H194ZM206 222V221H205ZM250 222H252L251 220H249L248 221V223H250ZM255 222H257V220L255 221ZM159 223H160V221H159ZM158 223V224H159ZM179 223H181L180 221H179ZM179 223H177V224H179ZM186 223L188 224L187 225V228L189 227V225L191 224L190 222L188 223L187 221H186ZM208 223V222H207ZM227 223H229V224H227ZM163 224V223H162ZM206 224V223H205ZM223 224V225H222ZM233 224H234V228H236V229H232L231 230V228L233 227ZM236 224V225H235ZM245 224V225H246ZM258 224V223H257ZM69 225H70V228H71V230H70V228H69ZM160 225H161V223H160ZM165 225V224H164ZM170 225V227H171V225H174L175 227H176V225L175 224H169ZM193 225H194V223H193ZM208 225H209V223H208ZM241 225V224H240ZM244 225V229H245V227H247V226H249V229H251V227H250V225L248 224V225H246L245 226ZM254 225H256V223L254 224ZM262 225L264 226V224L262 223ZM162 226V225H161ZM210 226V225H209ZM219 226H220V224H219ZM219 226H218V230H219ZM228 226V227H227ZM230 226H231V228H230ZM69 229H68V228ZM160 227V226H159ZM182 227V226H181ZM190 227H192L193 228V226H192V224L190 225ZM200 226H198V228H199ZM225 227L227 228L226 230H228L229 231V233H226V230H225ZM257 227H259L258 225H257ZM257 227H254V232H255V228H257ZM172 228H174L173 226H172ZM196 228H197V224H196ZM203 228H204V225H203ZM206 228H207V225H206ZM205 228V229H206ZM211 228V227H210ZM210 228H209V231H210ZM261 228L263 229V230H261ZM260 229V231L259 232H257L258 230ZM257 231H256V237L255 238H258L259 239V241H260V243H262L261 242V240L263 239V236H264V228L262 227V226H260V228H259ZM169 230V229H168ZM167 230V231H168ZM180 230H182L181 228H179V231ZM197 230V229H196ZM212 230V229H211ZM216 229L214 228V231H215ZM223 230H225V231H223ZM230 230L231 231H233V232H230ZM252 230V229H251ZM57 231H59L60 233V235L59 234H57ZM64 231H66V233L68 234V236H67V239H64L63 238V236H64ZM165 231V230H164ZM172 231V230H171ZM178 231V232H179ZM184 231V230H183ZM204 231V230H203ZM227 231V232H228ZM241 231V230H240ZM201 232H202V229H201ZM246 234L248 233V231L246 232V231H244ZM253 232V233H254ZM2 233V232H1ZM61 233H63V236L61 235ZM167 234H168V232H166ZM174 233V232H173ZM187 233V232H186ZM197 233H198V231H197ZM221 233V232H220ZM242 233V232H241ZM216 234V233H215ZM226 234H228L227 236H226ZM54 235H55V233H54ZM166 235V234H165ZM178 235H179V233H178ZM252 235V236H251ZM2 236H3V239H2V241L0 242V245H1V247L2 248H4V247H6L7 246V236L8 235H6V234H3L2 233ZM53 236V235H52ZM65 236H66V234H65ZM162 236V238L163 237H165L164 235H161ZM197 236V235H196ZM200 236V235H199ZM204 236V235H203ZM50 237V236H49ZM54 237V236H53ZM170 237V236H169ZM174 237H175V233H174ZM192 237V236H191ZM208 237H209V234H208ZM51 238V237H50ZM49 238V239H50ZM194 238V237H193ZM199 238V237H198ZM203 238V237H202ZM205 238V237H204ZM151 239H153V238H151ZM160 239V238H159ZM172 239H173V237H172ZM196 239V238H195ZM216 239H218L219 240V238H216ZM54 240V239H53ZM163 240V239H162ZM166 240H167V238H166ZM184 240V239H183ZM244 240V241H243ZM165 241V240H164ZM205 241V240H204ZM220 241L221 240H219V243H217V241H216V243H215V245L216 244H218V245H221V243H220ZM239 241L237 242V243H239ZM263 241V240H262ZM143 242L145 243V245H148V243H149V245L147 246V248H146V251L148 250V248H149V254L151 253L152 254V248H151V244H150V241H149V238H146L145 239V241L143 240ZM166 242V241H165ZM179 242H181L180 240H179ZM199 242H200V240H199ZM223 242H224V240H223ZM247 242V241H246ZM252 242H254V239H253V241ZM178 243V242H177ZM214 243V240H213V242H212V244ZM263 243H264V241H263ZM162 244H165V243H162ZM240 244H239V246H240ZM253 244H255V242L254 243H252L251 244V246L253 245ZM189 245V244H188ZM208 245V244H207ZM214 245V244H213ZM166 246H168V245H166ZM202 246H203V244H202ZM204 246H205V244H204ZM209 246V245H208ZM224 246H225V243H224ZM236 246H237V244H236ZM248 245H247V247H248V249L245 251V253H247V251H249L250 250V247H249ZM261 246V245H260ZM153 247V246H152ZM157 247V246H156ZM155 247V248H156ZM178 247V246H177ZM185 247V246H184ZM221 247H222V245H221ZM229 247V246H228ZM231 247V246H230ZM246 247V248H247ZM256 247V246H255ZM255 247H254V250H255ZM257 247H258V244H257ZM154 248V249H155ZM212 248V247H211ZM211 248H210V250H211ZM233 248V247H232ZM240 248V247H239ZM253 248V247H252ZM259 248H261V250H260V260H261V264H264V246L263 247H259ZM151 249V250H150ZM158 249V248H157ZM160 249V248H159ZM199 249H201V248H199ZM216 249H217V246H216ZM219 249H220V247H219ZM224 249H227V250H230L231 248H224ZM162 250V249H161ZM161 250H160V252H161ZM166 250V249H165ZM168 250V249H167ZM180 250V249H179ZM214 250V249H213ZM154 251V250H153ZM176 251V250H175ZM181 251H182V249H181ZM201 251H202V249H201ZM215 251V250H214ZM217 251H219V250H217ZM223 251H225V250H223ZM241 251V250H240ZM173 252V251H172ZM178 252V251H177ZM211 252V251H210ZM210 252H208V253H210ZM242 252H243V250H242ZM253 252V251H252ZM251 252V253H252ZM148 253V252H147ZM162 253V252H161ZM160 253V254H161ZM175 253V252H174ZM179 253H180V251H179ZM178 253V254H179ZM184 253V252H183ZM201 253V252H200ZM217 253V252H216ZM224 253V252H223ZM235 253V252H234ZM254 253H255V251H254ZM258 253V252H257ZM150 254V255H151ZM154 254H156V249H155V253ZM159 254V256H160V258H161V255H164V254H161L160 255ZM180 254H182V253H180ZM191 254V253H190ZM218 254H219V252H218ZM237 255H238V253H236ZM244 254V253H243ZM249 254V253H248ZM256 254V253H255ZM259 254V253H258ZM175 255H177V253L175 254ZM188 255V254H187ZM193 255V254H192ZM195 255V254H194ZM206 255V254H205ZM214 255V254H213ZM224 255V256H223ZM245 255V258H244V256L242 257L241 256V252H240V256H241V258H240V256L238 255V256H234L233 255V253H232V251H231V254L229 255V257H228V260H227V258L225 259V260H227V262L229 261V258L231 259V261L232 260H234V259H236L235 261H236V263L233 261L232 263H235V264H239V261L240 262H242V263H247L248 261H246L247 259H246V254H244ZM254 255V254H253ZM183 256H185V255H183ZM202 256H204V255H202ZM212 256V255H211ZM219 256V255H218ZM225 256H228V253H227V251H225V254H222V258H224ZM231 256V257H230ZM255 256V255H254ZM158 257V256H157ZM239 257V258H238ZM249 256H247V258H248ZM145 258H146V256H145ZM160 258H159V260H160ZM193 258V257H192ZM192 258H190V259H192ZM222 258H219V259H217V260H222ZM255 258V257H254ZM175 259H177L178 261L179 260H181V263H187V261H186V259L183 257H176L175 256ZM182 259L184 260V261H186V262H183L182 261ZM211 259H212V257H211ZM210 259V260H211ZM213 259H214V257H213ZM207 259H205V261H206ZM210 260H208V261H210ZM216 260V259H215ZM225 260H223L224 261V263H225ZM237 260H239L238 262H237ZM249 261L251 260V262H252V259H248ZM258 260V259H257ZM153 261H158V260H156V259H154L153 257H152V259H151V257L149 258L148 257V255H147V258L143 261V262H140V264H155ZM162 261H165V260H163L162 259ZM167 261H169V260H167ZM173 261V260H172ZM176 261V260H175ZM175 261H173V262H175ZM204 261V260H203ZM171 262V261H170ZM170 262H169V264H170ZM180 262V261H179ZM196 262V261H195ZM194 262V263H195ZM216 262V261H215ZM175 263H177V262H175ZM174 263V264H175ZM191 263H192V260H191ZM207 263V262H206ZM205 263V264H206ZM214 263V262H213ZM249 263V262H248ZM256 263V262H255ZM258 263H259V261H258ZM91 264H106V262H99V263H91ZM166 264V263H165ZM168 264V263H167ZM171 264H172V262H171ZM190 264V263H189ZM241 264V263H240Z\"/></svg>","mask_w":264,"mask_h":264},{"label":"crops","instance_id":"0c3cea01","mask_svg":"<svg viewBox=\"0 0 264 264\" xmlns=\"http://www.w3.org/2000/svg\"><path fill=\"white\" fill-rule=\"evenodd\" d=\"M141 1L152 17L168 24L169 33L180 48L194 49L191 72L203 89L224 93L244 79L264 93V0ZM87 197L91 208L98 210L101 199L90 193ZM79 200L74 194L27 190L7 201L1 196L0 205L8 207L7 220L12 229L29 239H42L55 233L53 219L58 206L76 209V232ZM103 212L107 215L98 230L88 231L99 224L82 226L71 242L55 246L51 255L24 257L21 264H140L144 238L139 247L137 244L150 229V216L130 209ZM82 222H86L84 217ZM2 239L0 231V242ZM109 248L123 260L106 258ZM12 257L13 252L9 251L5 259Z\"/></svg>","mask_w":264,"mask_h":264}]
</instances>
